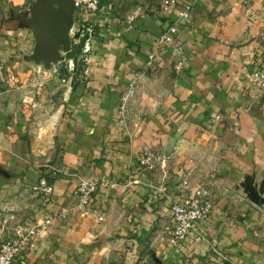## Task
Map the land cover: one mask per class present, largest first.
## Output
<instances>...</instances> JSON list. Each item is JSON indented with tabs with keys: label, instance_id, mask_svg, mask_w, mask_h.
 Segmentation results:
<instances>
[{
	"label": "crops",
	"instance_id": "0c3cea01",
	"mask_svg": "<svg viewBox=\"0 0 264 264\" xmlns=\"http://www.w3.org/2000/svg\"><path fill=\"white\" fill-rule=\"evenodd\" d=\"M10 1L0 0V242L55 217L20 258L27 264H243L238 219L258 209L241 185L264 188V94L251 84L264 63V0H180L132 24L89 14L93 65L87 77L77 68L67 78L56 66L8 59L24 26ZM173 23L179 49L163 52L151 73L154 39ZM150 150L167 159L151 173L140 167ZM92 179L106 180L95 196L104 222L73 210L80 181ZM44 186L53 189L47 206ZM205 188L216 207L197 229L215 242L222 235L227 258L198 231L181 248L167 239L171 207Z\"/></svg>",
	"mask_w": 264,
	"mask_h": 264
},
{
	"label": "built area",
	"instance_id": "2783aa9c",
	"mask_svg": "<svg viewBox=\"0 0 264 264\" xmlns=\"http://www.w3.org/2000/svg\"><path fill=\"white\" fill-rule=\"evenodd\" d=\"M75 9L80 12L86 11L93 14H98L103 11V0H74ZM180 0H164L163 9L165 12H169L174 9ZM194 3L188 6L185 11L181 13L180 18L183 20H189L190 14L194 8ZM134 22V18L130 19V23ZM85 27L83 26V29ZM87 31L83 33L81 37L76 38L75 35L80 31L79 25L71 26L70 36L81 43L85 40L84 36L88 35L89 39L86 40L85 45L82 47L81 56L79 62H82V72L85 77L88 76L90 69L94 62L93 52L91 48V39L94 36V28H85ZM178 24H169L164 31L154 39L152 51L147 57L145 63V69L149 72H153L157 68V59L165 51H175L179 48L178 44ZM73 71V67L71 68ZM180 69V68H179ZM251 84L258 91L264 94V63L263 65L253 73ZM136 94V84L132 83L129 86L128 91L121 98L120 115L124 119L129 114V102ZM167 161L166 157L157 151L144 152L141 160L140 167L146 172H154L157 170L159 164L163 165ZM57 169L51 170V174L58 175ZM106 184V180L92 179L81 180L77 189L75 190L76 203L73 208L74 212L80 218L93 217L99 222H104V216L99 213L95 208V196L100 191L101 187ZM52 187L44 186L43 197L44 206L50 202L52 195ZM214 209V202L211 193L208 190L201 189L197 191L193 197L181 204H174L170 211L169 216L172 221V227L168 232V242L173 248H181L185 243L188 235L191 232L198 231L197 224L204 220L207 215ZM62 219H66L67 215L62 214ZM56 220L55 217H49L41 223H37L33 226L19 225L14 230L6 241L0 245V264H14L20 259L24 253L29 250L35 243L37 237L46 231ZM220 257L225 258L223 255ZM20 264H27L25 260L20 259Z\"/></svg>",
	"mask_w": 264,
	"mask_h": 264
},
{
	"label": "rangeland",
	"instance_id": "374dc122",
	"mask_svg": "<svg viewBox=\"0 0 264 264\" xmlns=\"http://www.w3.org/2000/svg\"><path fill=\"white\" fill-rule=\"evenodd\" d=\"M17 1V2H16ZM40 0H14L10 1V5L8 8L12 9L11 15H15L22 18V24L25 25L26 21L29 22L27 24V27H20V31L22 32V36L19 37L18 42L16 44H13V46H10L8 59H18L20 63L24 64H31L36 66H42L45 71L50 72L54 67H58L60 74L64 75L66 78L69 76V74L72 75V67H73V61L68 60L66 58V55L64 56V60L62 62H59L57 64H52L49 68H47L42 63H35L32 61H29L28 58L31 57L34 54L35 47L37 45V39H36V32L34 27L35 18L32 16V11L34 5ZM16 2V3H15ZM164 0H103L102 5L105 3L107 5H103L102 9L104 11H108L111 14L115 15V17L119 19H127L128 17L134 18V17H148V16H154L159 15L162 11ZM106 11V12H107ZM94 15L93 13H89L86 11L80 12V10H77L74 8V14H73V23L74 25H79V29L82 34L85 33L87 30L85 28L92 27L89 24L88 15ZM97 14V13H96ZM83 26L85 27L83 29ZM11 28L16 27V25H11ZM93 28V27H92ZM94 30V29H93ZM95 33V30H94ZM81 44L78 43L77 40L71 37V52L72 55H78V57L81 56ZM82 62H78V72L79 74L83 75L82 72ZM74 69V68H73ZM67 70L68 73H63V71ZM156 71V70H155ZM155 71H153L155 73ZM152 73V72H151ZM68 74V75H67ZM70 75V76H71ZM241 188L243 189L242 197L243 199L247 200L251 205L255 206L256 209H258V213L255 211H242L243 216H240L238 219V223H241L246 231V234H242L244 241H243V249L244 254H246L245 259L243 260V264H264V188L263 186L257 187L253 181L244 182L241 185ZM205 190H207L205 188ZM251 190L255 191V197H251ZM210 192V191H209ZM211 193V192H210ZM194 196V195H193ZM192 196V197H193ZM212 196V194H211ZM214 209L207 215V217L202 220L206 221L209 220L211 216H213L215 212L216 202L214 197ZM252 213H256L253 215ZM235 227V226H234ZM232 227V229H234ZM227 227L222 226V229ZM198 233L200 236L203 237V241H205L209 247L212 249V252L215 255H223L225 258H227L226 254H224L223 250H220L217 245L221 244V236H219V239H215L216 242L213 240V237L207 236L205 233H203L201 230ZM205 234V235H204ZM6 241V240H4ZM0 242V245L4 242ZM235 245H238L236 243ZM261 251V252H259ZM240 253V251H239Z\"/></svg>",
	"mask_w": 264,
	"mask_h": 264
},
{
	"label": "water",
	"instance_id": "95a60500",
	"mask_svg": "<svg viewBox=\"0 0 264 264\" xmlns=\"http://www.w3.org/2000/svg\"><path fill=\"white\" fill-rule=\"evenodd\" d=\"M75 8L74 0H40L32 11L35 18L34 27L37 45L34 54L28 58L29 61L42 63L47 68L52 64L62 62L64 56L71 52L70 29L73 23ZM29 22L26 21L24 27ZM81 37V32L75 35ZM85 40L89 36H84ZM73 72L78 68L79 57L73 60ZM251 197H255V191L251 190Z\"/></svg>",
	"mask_w": 264,
	"mask_h": 264
},
{
	"label": "trees",
	"instance_id": "16d2710c",
	"mask_svg": "<svg viewBox=\"0 0 264 264\" xmlns=\"http://www.w3.org/2000/svg\"><path fill=\"white\" fill-rule=\"evenodd\" d=\"M81 50H82V47L85 45V43H86V40H82L81 41ZM75 57H78V55H72V52H70V53H68V54H66V58L68 59V60H73ZM63 73H65V75H66V73H68V71L67 70H65V71H63ZM69 74V73H68ZM67 74V75H68ZM71 74H69V76H70ZM68 77V76H67Z\"/></svg>",
	"mask_w": 264,
	"mask_h": 264
}]
</instances>
